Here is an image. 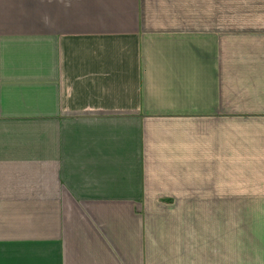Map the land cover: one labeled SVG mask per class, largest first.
<instances>
[{
    "label": "crops",
    "instance_id": "1",
    "mask_svg": "<svg viewBox=\"0 0 264 264\" xmlns=\"http://www.w3.org/2000/svg\"><path fill=\"white\" fill-rule=\"evenodd\" d=\"M0 264H264V0H0Z\"/></svg>",
    "mask_w": 264,
    "mask_h": 264
}]
</instances>
